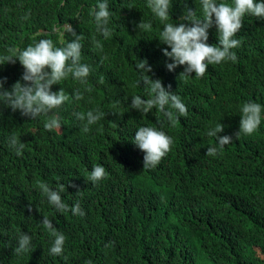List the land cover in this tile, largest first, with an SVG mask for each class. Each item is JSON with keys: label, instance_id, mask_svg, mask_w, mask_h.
<instances>
[{"label": "trees", "instance_id": "trees-1", "mask_svg": "<svg viewBox=\"0 0 264 264\" xmlns=\"http://www.w3.org/2000/svg\"><path fill=\"white\" fill-rule=\"evenodd\" d=\"M94 3L0 0V54L24 47L36 33L56 44L53 26L68 23L80 36L81 62L89 66L84 84L65 78L50 86L69 94L58 109L59 130H45L43 116L29 119L0 105V264H264V107L253 133L236 134L240 105L253 100L264 106V20L242 17L235 61L207 65L201 78H182V66L165 67L170 61L160 49L167 46L153 36L158 22L151 33L137 27L148 19L144 0H109L112 33L95 34L99 47L92 44L88 15ZM196 6L198 0H170V19L175 23L185 7ZM207 31V43H216L215 27ZM73 38L65 33L66 40ZM140 59L151 66L150 78H159L185 103L186 114L175 123L155 107L148 113L129 108L131 96L143 91L142 82L135 83ZM21 73L18 61L0 64L5 88ZM74 89L83 94L81 100H72ZM89 108L104 116L84 132L74 113ZM217 122L223 125L219 135L232 140L221 156H209L206 148L215 139L206 132ZM145 123L172 138L164 162L148 172L130 140L134 128ZM12 132L24 144L20 155L7 146ZM97 163L105 175L92 183L88 170ZM194 171V182L178 187ZM39 182L52 188L63 183L62 200L70 206L78 201L83 215L57 212L41 195ZM216 190V196L206 197ZM177 196L180 207L168 203ZM44 216L65 235L59 255L48 251L51 234L42 227ZM21 233L31 237L30 250L18 255Z\"/></svg>", "mask_w": 264, "mask_h": 264}, {"label": "clouds", "instance_id": "clouds-1", "mask_svg": "<svg viewBox=\"0 0 264 264\" xmlns=\"http://www.w3.org/2000/svg\"><path fill=\"white\" fill-rule=\"evenodd\" d=\"M108 3L109 0H95L88 9V15L94 24L92 44L96 47L100 43L95 34L107 38L112 33L109 27L112 13ZM144 7L148 10V19H142L137 27L144 33H151L153 23L158 22V31L153 36L167 46L160 49L165 60L170 61L165 63V67L172 71L176 66H182V71L178 74L182 78L192 75L201 78L207 65L219 64L225 60L235 61L236 55L232 49L240 43L235 33L241 27L242 17L264 20V0H198V6L194 9L185 7L183 15L175 23L169 15L170 0H144ZM212 26L215 27L217 41L209 44L207 30ZM52 32L55 33L56 44L47 36L37 39L40 34L36 33L24 47L10 46L6 49V54H0V64L18 61L22 66L20 78L9 88L4 87L5 78L0 77V105L19 110L21 115L29 119L45 117L43 128L48 131L60 129L61 116L58 109L64 102L69 101V94L63 88L53 91L50 86L59 84L65 78L84 84L89 74V66L81 62L80 36L75 34L72 26L68 23L54 25ZM65 33L74 38L66 40ZM150 70L151 66L144 59L136 60L135 83L139 85L142 82L143 91L131 96L129 108L148 113L155 107L169 122L175 123L180 116L186 114V105L178 94L162 85L159 78H150L147 74ZM82 95L79 89H74L71 98L78 101L82 99ZM262 107L264 106L253 100H247L240 105L236 134H251L257 129L261 122ZM74 116L81 122L83 131L88 132L89 127L104 116V112L89 108L83 112L76 111ZM222 128L223 125L217 122L214 127L207 129L206 135L215 139L214 144L207 146V155L214 156L219 153L221 156L223 151L220 149L231 142V136L219 135ZM134 129L130 140L142 152V168L144 172H148L147 168L154 167L160 159L161 164L164 162L172 138L151 123L139 124ZM7 146L16 155H20L24 148L15 132L8 135ZM224 154L227 155V152ZM194 173L195 171L188 173L178 187H189L196 179V175L192 176ZM146 174L154 180L152 174ZM104 175L103 165L97 163L88 170L87 179L95 183ZM64 187L59 182L55 188L50 187L47 182H39L40 193L49 206L57 212L70 210L73 215H83L78 201L70 206L62 200L60 193ZM218 191L206 197H214ZM145 192L150 196H159L152 191ZM180 199L181 196H177L168 203L180 207ZM42 227L51 234L49 253L59 255L63 251L65 235L52 225L48 216H44ZM30 239L27 234H19L15 253L19 255L28 252Z\"/></svg>", "mask_w": 264, "mask_h": 264}]
</instances>
